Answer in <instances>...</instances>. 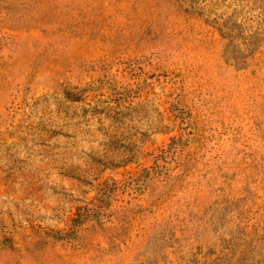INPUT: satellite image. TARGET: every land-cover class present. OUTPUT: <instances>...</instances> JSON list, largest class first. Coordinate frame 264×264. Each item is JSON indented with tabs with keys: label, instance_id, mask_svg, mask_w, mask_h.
I'll return each mask as SVG.
<instances>
[{
	"label": "rangeland",
	"instance_id": "obj_1",
	"mask_svg": "<svg viewBox=\"0 0 264 264\" xmlns=\"http://www.w3.org/2000/svg\"><path fill=\"white\" fill-rule=\"evenodd\" d=\"M0 264H264V0H0Z\"/></svg>",
	"mask_w": 264,
	"mask_h": 264
},
{
	"label": "trees",
	"instance_id": "obj_2",
	"mask_svg": "<svg viewBox=\"0 0 264 264\" xmlns=\"http://www.w3.org/2000/svg\"><path fill=\"white\" fill-rule=\"evenodd\" d=\"M107 191H109V188H108L107 184H97V194H99L100 197H101V194H103V193H105V192H107ZM83 216H87V214H86V213H85V214H83V213H81V214L78 213V214L76 215V218L71 219V226H70V227L73 228L74 223H75L76 221L80 220ZM73 231H74V229H72L70 232H66L65 234H60V235H58V238H60V239L66 238V237H68L70 234H72ZM57 233L59 234L60 231H58Z\"/></svg>",
	"mask_w": 264,
	"mask_h": 264
}]
</instances>
